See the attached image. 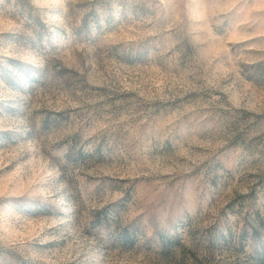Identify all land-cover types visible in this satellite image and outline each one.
I'll return each mask as SVG.
<instances>
[{"label": "rangeland", "instance_id": "obj_1", "mask_svg": "<svg viewBox=\"0 0 264 264\" xmlns=\"http://www.w3.org/2000/svg\"><path fill=\"white\" fill-rule=\"evenodd\" d=\"M0 264H264V0H0Z\"/></svg>", "mask_w": 264, "mask_h": 264}]
</instances>
